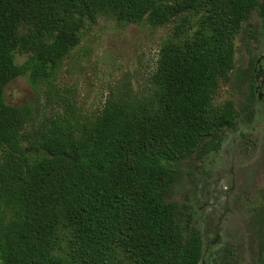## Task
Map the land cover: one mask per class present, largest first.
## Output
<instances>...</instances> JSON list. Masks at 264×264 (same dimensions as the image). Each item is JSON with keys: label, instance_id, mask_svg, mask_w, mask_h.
<instances>
[{"label": "trees", "instance_id": "obj_1", "mask_svg": "<svg viewBox=\"0 0 264 264\" xmlns=\"http://www.w3.org/2000/svg\"><path fill=\"white\" fill-rule=\"evenodd\" d=\"M254 10L264 22V0H0V262L200 264L198 231L166 197L176 164L235 127L234 102L214 99ZM100 16L176 23L148 94L112 96L90 119L69 106L27 131L34 114L6 102L7 86L52 80Z\"/></svg>", "mask_w": 264, "mask_h": 264}, {"label": "rangeland", "instance_id": "obj_2", "mask_svg": "<svg viewBox=\"0 0 264 264\" xmlns=\"http://www.w3.org/2000/svg\"><path fill=\"white\" fill-rule=\"evenodd\" d=\"M175 25H124L100 16L82 31L81 43L52 80L35 86L29 76L16 78L6 88V102L32 110L27 131L34 132L50 117L69 115V106L90 119L112 96L142 98L160 45ZM227 101L237 110L235 127L222 132L216 150L176 164L166 201L198 231L200 264H264V22L258 10L235 39V67L220 82L214 104Z\"/></svg>", "mask_w": 264, "mask_h": 264}]
</instances>
